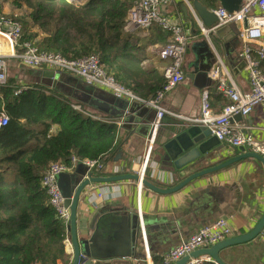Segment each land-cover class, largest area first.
I'll return each mask as SVG.
<instances>
[{"label":"crops","instance_id":"obj_1","mask_svg":"<svg viewBox=\"0 0 264 264\" xmlns=\"http://www.w3.org/2000/svg\"><path fill=\"white\" fill-rule=\"evenodd\" d=\"M212 1L214 3L212 6L219 5L216 0ZM183 6L186 8L185 11ZM161 11L168 18L180 22L191 37L184 59L182 80L160 102L161 110L139 101L119 100L130 106L132 104L138 106L129 115L131 116L129 122L106 115L111 120H115L119 126V145L114 155L104 161L105 168L97 175L123 174L140 169L152 137L153 145L143 177L158 186L167 188L180 181L191 169L183 172L165 171L170 168H163L160 165L159 144L164 140L165 128L170 127L171 122L174 121L188 122V119L197 118L200 113V97L204 91H207L211 108L215 112L221 111L228 102L218 89V81L213 80L209 74L210 70L207 75L198 80L191 79L188 75L198 68L212 67L216 59L212 50H216L222 63L220 75L226 83L233 82L241 91H249L250 82L245 62L240 55L242 44L237 33L233 34L237 25L234 26V30L233 28L225 29L221 36L215 32H202L199 26L200 20L192 9V0H173ZM124 35L127 38L130 37V40L139 48L141 56H138V62L140 66L148 70V74L142 76L139 81L143 78L149 80L155 75L159 79L168 60L159 57L154 47L164 44L168 39L167 34L157 25H151L146 29H136ZM207 46L210 48L208 54L205 53ZM3 47L1 44L0 50L4 49ZM11 65H15V62L12 61ZM18 67L19 70L15 73L19 75L22 85L32 83L45 85L47 79L42 78L41 80H44L42 82L29 73L30 69L36 68H27L20 64ZM141 97L139 98L147 101L143 98H150L151 95L146 93L143 98ZM82 106L91 114L105 116L92 108ZM143 108L146 110L143 111ZM160 116L165 117L166 120L158 125L155 122H158ZM234 121L247 124L246 131L253 137L264 138V104H257L248 116ZM232 154L233 152L225 148L216 152L211 151L209 157L197 163L194 168L201 169L222 162ZM75 168L76 165L69 174L73 173ZM5 177L11 180L13 171L8 170ZM263 209L264 178L261 165L253 159H244L227 168L199 177L180 190L168 194L154 192L140 186L134 180L92 184L82 193L78 202L77 230H87L93 223L101 225L105 219L116 223L123 216L128 218L132 215L131 210L135 211L142 228L139 247L135 250L145 258L136 259L133 262L134 264H158L164 254L182 240H186L200 227L224 218L236 230V234H241L253 227ZM145 225L148 226L146 233ZM88 232L91 233L92 230ZM262 234L258 237L264 239ZM252 241L223 249L220 257L227 264H253L250 257V250L254 245ZM65 250L69 255L68 264H71L72 253L66 241ZM56 264L67 263L57 260Z\"/></svg>","mask_w":264,"mask_h":264},{"label":"trees","instance_id":"obj_2","mask_svg":"<svg viewBox=\"0 0 264 264\" xmlns=\"http://www.w3.org/2000/svg\"><path fill=\"white\" fill-rule=\"evenodd\" d=\"M0 1L22 10L5 14L21 25V41L67 59L96 55L116 82L138 97L151 95L143 99L154 98L164 83L163 73L139 81L148 70L138 62L139 48L123 32L133 0ZM209 1L207 6L214 5ZM258 66L264 72V61ZM21 85L17 73L0 85V111L9 117L0 127V264H68L66 222L51 204L42 178L54 163L70 165L72 156L107 161L119 145V126L107 116H89L80 103L46 84H26L15 93ZM8 170L11 180L5 177Z\"/></svg>","mask_w":264,"mask_h":264},{"label":"built area","instance_id":"obj_3","mask_svg":"<svg viewBox=\"0 0 264 264\" xmlns=\"http://www.w3.org/2000/svg\"><path fill=\"white\" fill-rule=\"evenodd\" d=\"M172 1L133 0V5L128 10L123 27V32L127 34L136 29H146L151 25H157L167 34V41L154 47L159 57L168 60V63L163 68L164 83L156 92L154 98L150 100L140 99L129 89L116 82L99 64V58L96 55L67 59L59 53L40 50L31 42L21 41V25L3 13H0V44L4 46V49L0 50V85L6 84L9 66L12 61H17L23 67L50 70L59 76L72 75L84 85L104 89L116 99L139 101L161 110L160 102L182 80L184 59L191 38L180 22L172 20L162 13V8ZM209 10L217 16V22L208 29L204 28L202 23L199 22L202 32L212 33L216 28L224 25H237V35L242 44L240 55L245 62L250 90L241 91L235 83L225 82V79L220 75L222 67L220 56L217 55L216 50H212L216 59L209 74L213 80L218 81V89L222 96L228 99V102L222 107L221 111L215 112L211 108L207 91H204L200 97L199 116L188 119V122L206 126L221 143H225L232 148L243 146L264 156V138L257 139L253 137L246 131L247 124L235 122L233 119L237 114L246 117L257 104H264V72L258 66L260 60L264 61V42H262L264 38V0H241L239 9L232 13L227 12L219 5L209 6ZM254 55L258 57V60L254 58ZM26 87V84L21 85L15 93ZM73 107L81 109L79 104H73ZM86 113L93 118L100 117V115L91 114L87 111ZM8 121L7 113L1 110L0 127L5 126ZM152 141L153 138L151 137L141 168L134 170V173L140 177L144 175L145 165L153 145ZM70 162V165L52 164L42 178V186L50 196L51 204L65 222L68 219V212L64 207V198L56 183V175L71 172L77 163L84 164L88 171L97 174L105 168L104 161L98 159H79L72 156ZM235 234L236 230L230 223L224 218H219L209 225L200 227L186 240H182L171 248L162 256V262L163 264H172L179 257L197 248L210 246ZM262 235L264 236V232ZM65 241L68 243L67 237ZM204 262H212V260L208 257H198L191 259L186 264H202Z\"/></svg>","mask_w":264,"mask_h":264},{"label":"water","instance_id":"obj_4","mask_svg":"<svg viewBox=\"0 0 264 264\" xmlns=\"http://www.w3.org/2000/svg\"><path fill=\"white\" fill-rule=\"evenodd\" d=\"M216 1L219 6L229 13L237 11L241 2V0ZM192 9L204 28L208 29L217 22V16L201 0H192ZM185 10L186 8L183 6V11ZM235 25H224L216 28L214 32L219 36L225 29L233 28L234 30ZM235 32L238 34V28L234 30L233 34ZM205 50L206 54L210 52L208 46ZM211 66L214 67V64ZM210 69L211 67L209 68V66L206 68L201 67L188 76L191 79L198 80L207 75ZM29 73L35 75L37 80H41L42 78L47 79L45 81L47 86L55 88L58 92L76 100L78 103L92 108L105 116L120 118L123 122L131 120V116L129 115L138 106L137 104L130 106L127 103H122L104 89L85 87L78 78L72 75L59 76L50 70L40 69H30ZM41 81L44 82V80ZM145 110L143 108V111ZM162 117L160 116L158 122L155 123L160 125L164 122L166 118ZM239 118H242L240 114L233 117L234 120ZM165 130L164 140L159 144L160 165L163 168H170L165 171L183 172L191 169L180 181L170 187L164 188L158 186L143 176L140 177L135 174L134 170L123 174L97 175L93 171H88L87 167L82 163H77L75 171L71 174L60 173L56 175V183L64 198V207L68 212L66 231L68 244L72 253L71 264H134L133 260L145 258L144 255L139 254L135 250V248L139 247L140 238L142 237L140 219L135 211L131 210L132 215L128 216V218L123 216L116 223H114L115 221L108 222L105 219L101 225L93 223L87 230H77L78 202L82 193L92 184L134 180L140 186L147 187L154 192L168 194L180 190L199 177L217 172L244 159L257 161L261 165L264 178L263 155L243 146L232 148L225 143H221L211 134L209 128L204 125L178 120L171 122V126L166 127ZM223 148L233 152V154L222 162L201 169L194 168L197 163L206 160L211 151L216 152ZM147 229L148 226L145 225V233ZM88 230H92V232L89 233ZM263 232L264 209L256 223L247 232L235 234L210 246L197 248L179 257L172 264H186L191 259L198 257H208L215 264H227L220 257V252L223 249L250 242ZM106 234L110 235L107 236Z\"/></svg>","mask_w":264,"mask_h":264},{"label":"rangeland","instance_id":"obj_5","mask_svg":"<svg viewBox=\"0 0 264 264\" xmlns=\"http://www.w3.org/2000/svg\"><path fill=\"white\" fill-rule=\"evenodd\" d=\"M0 4L2 6V12L4 14L16 13L19 15L22 13V10L17 9L10 1H6V2L0 1ZM18 70H19L18 63H16L15 61V65L10 69L9 75H12ZM261 238L262 237H257L254 241H252V244L254 245L252 246V249L250 250V257L252 259L253 264H264V239H261Z\"/></svg>","mask_w":264,"mask_h":264},{"label":"bare ground","instance_id":"obj_6","mask_svg":"<svg viewBox=\"0 0 264 264\" xmlns=\"http://www.w3.org/2000/svg\"><path fill=\"white\" fill-rule=\"evenodd\" d=\"M1 45V44H0Z\"/></svg>","mask_w":264,"mask_h":264}]
</instances>
